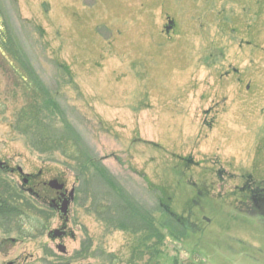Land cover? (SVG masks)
I'll use <instances>...</instances> for the list:
<instances>
[{"label": "rangeland", "instance_id": "1", "mask_svg": "<svg viewBox=\"0 0 264 264\" xmlns=\"http://www.w3.org/2000/svg\"><path fill=\"white\" fill-rule=\"evenodd\" d=\"M0 29L65 116L42 104L44 129L81 151L33 148L0 49V180L28 212L0 225V264H264L233 208L243 177L264 184V0H0ZM72 190L66 223L51 201Z\"/></svg>", "mask_w": 264, "mask_h": 264}, {"label": "trees", "instance_id": "2", "mask_svg": "<svg viewBox=\"0 0 264 264\" xmlns=\"http://www.w3.org/2000/svg\"><path fill=\"white\" fill-rule=\"evenodd\" d=\"M0 49L5 53L9 54L11 57L13 56L15 61L20 62L22 69L16 66L14 72L19 73L20 77L23 81L26 82V85L29 86V92L31 93V99L29 100V105L27 108L23 109L20 115V122L29 130H31L32 134L35 136V143L31 144L33 148L42 153L49 152L52 150H57L62 148L63 153L69 157L74 158L70 154V150L77 157L80 151V141L76 137H71L70 139L62 137L61 135H54L53 128H45L46 120L42 111H39L42 104L49 106L54 111L59 112L58 115L61 118H65V116L61 113V109L57 106V103L50 97V92L46 91V89L42 86V82L38 80L36 74L31 68L28 60H26L18 50L6 49L7 38L6 35L2 33L0 29ZM11 59V58H10ZM5 60H8L3 55H0V63L5 64ZM40 104V106H38ZM42 112V113H41ZM40 115L43 116V120L40 119ZM20 122L18 126H20ZM67 124V121H65ZM44 129V130H43ZM72 131V129H70ZM25 130V134H28V131ZM74 133V132H73ZM68 134V133H67ZM76 151V152H75ZM86 153H83L84 156ZM82 156V157H83ZM81 165L84 170H87V166H95L97 170V161H95L90 155L86 154L81 161ZM24 199L19 196V194H15L11 188L0 180V225L1 226H10L11 220H17L27 214L26 204H24ZM5 223V224H4ZM145 229L149 232L152 231V225L146 224ZM52 264V263H46ZM59 264H70L69 262H63Z\"/></svg>", "mask_w": 264, "mask_h": 264}, {"label": "flooded vegetation", "instance_id": "3", "mask_svg": "<svg viewBox=\"0 0 264 264\" xmlns=\"http://www.w3.org/2000/svg\"><path fill=\"white\" fill-rule=\"evenodd\" d=\"M222 174V172L218 173L220 179H223ZM32 179L36 180V178L31 176L26 185H29ZM243 179H245L244 184L238 189V197L239 195L241 197L240 199L238 198L236 201L238 207H232L235 208L240 214H244L247 217L249 216L250 218H252L253 221L255 220L256 222H258L257 224L263 226L264 229V184L256 183L250 175L246 178L243 177ZM193 187L198 189L197 184H193ZM198 194L200 196H206L201 191H199ZM67 198V191L58 192L56 197L52 199L51 204L55 206L57 210H59L62 202ZM37 199L40 198L37 197ZM191 218L192 214H190L188 219L179 217L177 220L182 223V226L186 228L197 229V225H194V223H192ZM61 229L65 233L63 237L69 235L66 225L63 226Z\"/></svg>", "mask_w": 264, "mask_h": 264}, {"label": "water", "instance_id": "4", "mask_svg": "<svg viewBox=\"0 0 264 264\" xmlns=\"http://www.w3.org/2000/svg\"><path fill=\"white\" fill-rule=\"evenodd\" d=\"M172 22L170 23V26L167 28V31L169 32L170 29H171V26H172ZM19 173L24 177V184H26L28 182V179H29V176L28 175H25L23 173V170L21 168L18 169ZM54 186V185H53ZM28 193L30 195H33L35 197H38V195L36 193H34V190L33 189H29L28 190ZM74 194H75V190H72L70 193H69V198L68 199H65L64 202H63V205L61 207V212L63 214V216H66L67 213L69 212V206L74 198ZM68 217H66V220L65 222H68ZM64 231H61V230H55L51 235H53V238H60L62 235H64ZM58 249L60 252L62 253H67V249L65 246L63 245H59L58 246Z\"/></svg>", "mask_w": 264, "mask_h": 264}]
</instances>
